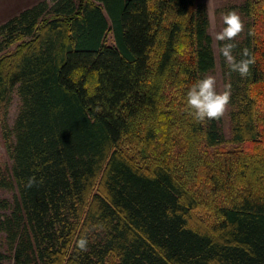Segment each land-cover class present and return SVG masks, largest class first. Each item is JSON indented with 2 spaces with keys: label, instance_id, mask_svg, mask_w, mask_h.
I'll return each instance as SVG.
<instances>
[{
  "label": "trees",
  "instance_id": "trees-1",
  "mask_svg": "<svg viewBox=\"0 0 264 264\" xmlns=\"http://www.w3.org/2000/svg\"><path fill=\"white\" fill-rule=\"evenodd\" d=\"M196 1L40 0L0 24V264H264V0L237 7L255 63L230 82L233 148L203 158L223 140L186 106L214 65Z\"/></svg>",
  "mask_w": 264,
  "mask_h": 264
},
{
  "label": "clouds",
  "instance_id": "clouds-1",
  "mask_svg": "<svg viewBox=\"0 0 264 264\" xmlns=\"http://www.w3.org/2000/svg\"><path fill=\"white\" fill-rule=\"evenodd\" d=\"M223 27L214 32L213 38L218 42L219 54L224 58L230 72L238 73L245 78L250 73V66L255 63L253 55L247 48L242 50V58L237 60L233 49L237 47L236 37L244 31V24L235 11L221 14ZM217 81L212 75L206 76L195 82L186 94V106L197 122L206 120H219L227 109L231 98V86L225 85L224 90L217 91ZM34 178H29L26 187H31ZM88 241L85 237L77 240L76 246L81 251L87 250Z\"/></svg>",
  "mask_w": 264,
  "mask_h": 264
},
{
  "label": "rangeland",
  "instance_id": "rangeland-1",
  "mask_svg": "<svg viewBox=\"0 0 264 264\" xmlns=\"http://www.w3.org/2000/svg\"><path fill=\"white\" fill-rule=\"evenodd\" d=\"M7 3L9 0H1L0 1V5L2 6V4ZM23 3H19L20 5H27L30 2L34 1V0H22ZM245 0H197V4L199 3L200 5L204 6V9L206 11V15H207V20H208V29H207V33L210 37V41H211V52H212V57H213V68L212 70L206 72L205 74H203L202 76L199 77V80L212 75L216 78L217 81V91H222L224 90L225 85H230V82L234 80V73L229 71V67L226 64L224 58L219 54L218 51V42H216L213 38V34L216 31H219L223 25L221 22V14L222 13H227L229 11H235L241 18L244 26L245 24L248 22V20L241 16L239 14V12H237V7L240 6ZM19 7V6H17ZM8 19L7 16H0V22H3L4 20ZM242 34L243 32L236 37L235 41H232L233 43L235 42H239L240 39L242 38ZM11 49V48H10ZM234 51V49H233ZM231 86V85H230ZM232 93V91H231ZM19 106V102L17 97L15 96V94H13V96L11 97V101L8 105V107L6 108L5 111V123L6 125L12 126L14 117L17 113V109ZM233 110V106L230 105V103L227 106V109L225 111V114L219 119V130L220 133L222 135V140L223 142L218 146V147H214V148H205V151L203 149V151L205 153H203V151H201L202 153L199 155L200 158H203L204 154L210 155L212 154L214 151L218 150H225L228 151L229 149L233 148V145L229 143V139H230V129H231V123H230V112ZM0 119H1V114H0ZM11 140H12V135H11ZM264 147V145L262 146ZM188 152V151H187ZM204 160H202L201 162H199L198 164V168L200 167L202 170L205 168V164L203 163ZM11 165V161L4 149V146L2 144L1 138H0V168L1 169H9ZM206 170V169H205ZM249 189H245L244 193L249 192ZM251 192V191H250ZM15 194V190L12 191H7V190H0V198L6 199L8 202H12L13 200V196ZM227 194V192H226ZM228 195V194H227ZM9 212L7 211H0V216L2 215H8ZM0 242H1V251L4 252V250L6 249L5 245H4V240H3V235L0 234ZM5 264H12L11 261H7L5 260Z\"/></svg>",
  "mask_w": 264,
  "mask_h": 264
},
{
  "label": "crops",
  "instance_id": "crops-1",
  "mask_svg": "<svg viewBox=\"0 0 264 264\" xmlns=\"http://www.w3.org/2000/svg\"><path fill=\"white\" fill-rule=\"evenodd\" d=\"M38 1H40V0H34L27 5H20L19 3H23L22 0H9L8 5L4 1L2 6L0 5V16L1 15L7 16L9 19V18L15 16L17 13H19L23 9L30 7L31 5L35 4ZM17 6H19V7H17ZM8 19H6V20H8ZM6 20H4L3 22H5ZM3 22H0V24H2Z\"/></svg>",
  "mask_w": 264,
  "mask_h": 264
}]
</instances>
